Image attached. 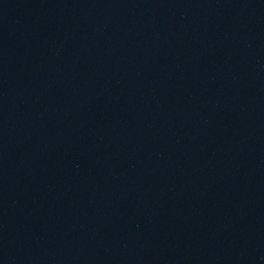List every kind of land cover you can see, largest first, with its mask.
I'll use <instances>...</instances> for the list:
<instances>
[{
	"label": "water",
	"instance_id": "1",
	"mask_svg": "<svg viewBox=\"0 0 264 264\" xmlns=\"http://www.w3.org/2000/svg\"><path fill=\"white\" fill-rule=\"evenodd\" d=\"M0 264H264V0H0Z\"/></svg>",
	"mask_w": 264,
	"mask_h": 264
}]
</instances>
